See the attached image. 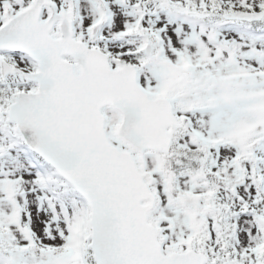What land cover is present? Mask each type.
Returning a JSON list of instances; mask_svg holds the SVG:
<instances>
[{
	"label": "snow or ice",
	"instance_id": "1",
	"mask_svg": "<svg viewBox=\"0 0 264 264\" xmlns=\"http://www.w3.org/2000/svg\"><path fill=\"white\" fill-rule=\"evenodd\" d=\"M0 264H264V0H0Z\"/></svg>",
	"mask_w": 264,
	"mask_h": 264
}]
</instances>
